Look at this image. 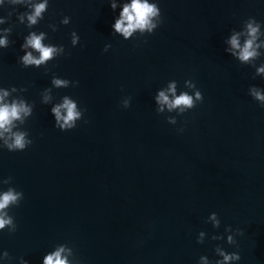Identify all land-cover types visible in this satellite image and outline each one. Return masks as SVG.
<instances>
[{
  "label": "water",
  "instance_id": "1",
  "mask_svg": "<svg viewBox=\"0 0 264 264\" xmlns=\"http://www.w3.org/2000/svg\"><path fill=\"white\" fill-rule=\"evenodd\" d=\"M130 2L48 0L31 27L18 18L26 5L0 3V37L8 42L0 45V88L15 86L5 99L33 106L17 122L33 143L23 151L0 147V180L13 178L0 191L23 192L9 209L16 230H0V264H43L61 245L77 264H203L201 255L215 264L222 260L216 246L239 252L230 264H264V107L248 93L252 85L264 90V74L254 77L264 54L252 66L226 50L231 30L248 17L264 31V0H155L161 24L125 39L112 25ZM32 32L65 54L24 67L26 52L38 56L22 47ZM53 78L78 84L56 88ZM185 79L204 99L169 124L175 110L158 114L154 97L173 80L177 95L190 92ZM64 96L84 111L75 128L61 131L50 110ZM124 97H131L128 108ZM226 225L242 230L236 245L226 242Z\"/></svg>",
  "mask_w": 264,
  "mask_h": 264
},
{
  "label": "clouds",
  "instance_id": "2",
  "mask_svg": "<svg viewBox=\"0 0 264 264\" xmlns=\"http://www.w3.org/2000/svg\"><path fill=\"white\" fill-rule=\"evenodd\" d=\"M2 3V0H0ZM13 4H24L30 11L18 13V18L21 23H24L25 17L27 20V26L31 27L36 25L39 20L43 19V14L47 11L48 0H41L39 3H33L32 0H11ZM113 9L116 8V3L111 4ZM11 15V14H9ZM70 22L68 16H64L60 23L67 25ZM161 10L158 4L155 2L149 3V0H131L130 3H125L120 11L119 18L115 19L112 28L116 33L121 34L125 39L131 37L134 32H139L141 35L148 33L151 34L161 24ZM3 23V20H0ZM56 30L55 25H49ZM5 32L9 29H4ZM232 34L227 40L230 45L227 51H230L233 56L237 57L242 64L254 66V62L264 53L261 49H264V31L261 30V23L254 17H248L242 21V27L240 30H231ZM72 46L77 45L79 42V36L75 31L70 33ZM241 36L244 37L243 43H241ZM45 34L40 32L30 33L25 38L23 48H31L38 53V56H34L32 52H26L21 57L22 65L24 67L46 65L48 61L53 60L57 56L65 54L63 45H45L42 43ZM7 39L0 37V45L7 46ZM111 45H105L102 51H107ZM264 74V63L260 67L255 69V75ZM52 84L56 88H67L70 86H76L78 81H69L68 79L53 78ZM185 89L177 95V82L175 80L168 83V86L164 90H159L158 94L154 97L157 105V113H162L165 108L169 112L175 110L176 116H168L166 120L169 124L177 123V116L182 115L188 110H191L202 102L204 97L201 91L197 88L196 83L192 79L184 80ZM18 89L13 86L8 89L0 88V140L3 141L0 147L6 148L8 151H23L29 145L33 143L29 137L27 130H21L18 127L23 125L26 119L31 116L33 106L29 105L23 99H12L10 102L6 100L12 92H16ZM25 91L24 88L19 89ZM50 90H46V93ZM249 95L257 101L261 107H264V90L254 85L248 88ZM170 94V95H169ZM51 100V96L45 94L43 96V103H48ZM131 97H124L121 100V106L128 108L130 105ZM51 113L54 116V126L61 131L70 130L76 127V122L82 119L83 109L78 107V104L68 96L62 98V102L54 105L51 108ZM18 122V123H17ZM87 122V121H85ZM178 132H182L183 128H178ZM12 177L8 176L3 180H0L2 184H10ZM23 199V192L16 190L14 187L9 186L7 190L0 191V230L8 229L9 233L16 230V223L14 218L9 215V209L12 206H18ZM208 220L212 222L213 228L220 226V219L216 212H211ZM224 231L228 233L227 243L230 245H236V236L242 235L241 229H233L230 225H226ZM205 233L200 231L197 234V243H203ZM222 237L219 235H213L212 240H218ZM67 251L68 255H72L71 249H66L64 245L56 248L55 251L49 253L44 257L43 264H77L76 261H69L67 256L62 255ZM214 252L222 257V260H216L215 264H230L232 261H239L240 254L237 251L228 252L216 246ZM5 255H9L5 253ZM10 259V257H9ZM199 260L203 264H209L208 257L201 255Z\"/></svg>",
  "mask_w": 264,
  "mask_h": 264
}]
</instances>
